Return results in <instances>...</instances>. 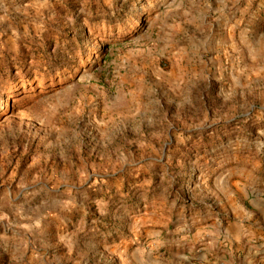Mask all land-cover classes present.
<instances>
[{"label": "rangeland", "instance_id": "1", "mask_svg": "<svg viewBox=\"0 0 264 264\" xmlns=\"http://www.w3.org/2000/svg\"><path fill=\"white\" fill-rule=\"evenodd\" d=\"M0 264H264V0H0Z\"/></svg>", "mask_w": 264, "mask_h": 264}]
</instances>
